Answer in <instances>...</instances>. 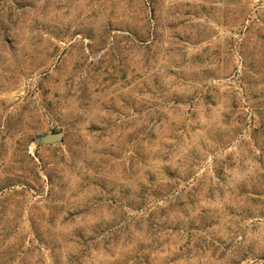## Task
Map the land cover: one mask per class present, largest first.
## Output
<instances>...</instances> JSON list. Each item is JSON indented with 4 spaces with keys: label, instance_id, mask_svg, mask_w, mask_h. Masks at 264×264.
Here are the masks:
<instances>
[{
    "label": "rangeland",
    "instance_id": "374dc122",
    "mask_svg": "<svg viewBox=\"0 0 264 264\" xmlns=\"http://www.w3.org/2000/svg\"><path fill=\"white\" fill-rule=\"evenodd\" d=\"M0 264H264V0H0Z\"/></svg>",
    "mask_w": 264,
    "mask_h": 264
},
{
    "label": "water",
    "instance_id": "95a60500",
    "mask_svg": "<svg viewBox=\"0 0 264 264\" xmlns=\"http://www.w3.org/2000/svg\"><path fill=\"white\" fill-rule=\"evenodd\" d=\"M42 140L46 144L60 142L62 140V133L56 132L52 134H47L42 138Z\"/></svg>",
    "mask_w": 264,
    "mask_h": 264
}]
</instances>
